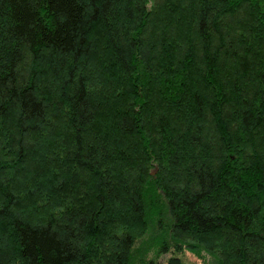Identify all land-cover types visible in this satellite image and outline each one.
I'll return each mask as SVG.
<instances>
[{"label": "trees", "instance_id": "trees-1", "mask_svg": "<svg viewBox=\"0 0 264 264\" xmlns=\"http://www.w3.org/2000/svg\"><path fill=\"white\" fill-rule=\"evenodd\" d=\"M186 251L264 264V0H0V264Z\"/></svg>", "mask_w": 264, "mask_h": 264}, {"label": "rangeland", "instance_id": "rangeland-1", "mask_svg": "<svg viewBox=\"0 0 264 264\" xmlns=\"http://www.w3.org/2000/svg\"><path fill=\"white\" fill-rule=\"evenodd\" d=\"M156 168H152L151 169V173L155 174L156 173ZM183 264H205V262H203L201 258H198L196 255L189 253V252H185L184 256H183ZM207 264H210L209 261Z\"/></svg>", "mask_w": 264, "mask_h": 264}]
</instances>
